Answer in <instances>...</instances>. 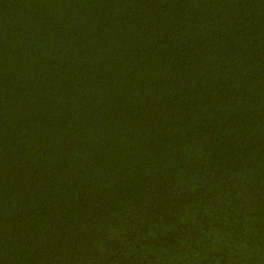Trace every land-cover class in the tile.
Wrapping results in <instances>:
<instances>
[{"label":"trees","instance_id":"obj_1","mask_svg":"<svg viewBox=\"0 0 264 264\" xmlns=\"http://www.w3.org/2000/svg\"><path fill=\"white\" fill-rule=\"evenodd\" d=\"M0 264H264V0H0Z\"/></svg>","mask_w":264,"mask_h":264}]
</instances>
